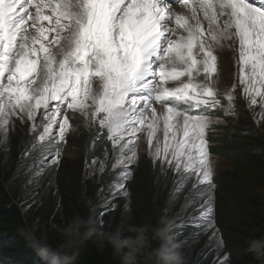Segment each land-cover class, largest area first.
I'll list each match as a JSON object with an SVG mask.
<instances>
[{
    "label": "snow or ice",
    "instance_id": "obj_1",
    "mask_svg": "<svg viewBox=\"0 0 264 264\" xmlns=\"http://www.w3.org/2000/svg\"><path fill=\"white\" fill-rule=\"evenodd\" d=\"M224 49L234 53L249 109L259 105L264 118V0H0V147L9 150L14 118L31 122L21 162L35 153L40 173L59 163L72 120L98 125L125 169L123 189L137 134L146 133L153 159L177 183L196 178L207 197L199 219L209 224L206 132L209 110L222 106ZM233 91L225 92V114H234Z\"/></svg>",
    "mask_w": 264,
    "mask_h": 264
},
{
    "label": "trees",
    "instance_id": "obj_2",
    "mask_svg": "<svg viewBox=\"0 0 264 264\" xmlns=\"http://www.w3.org/2000/svg\"><path fill=\"white\" fill-rule=\"evenodd\" d=\"M208 115L223 118L219 110L210 109ZM254 127L247 119L230 133L211 138L210 154L235 165L212 177V218L219 224L214 240L199 219L207 197H200L193 184L177 183L167 166L142 156L128 194L117 196L115 207L103 206L80 167L68 172L53 164L37 173L35 153L21 162L30 134L21 130L11 134L9 150L0 147V264H45L42 257L59 250L65 240L60 230L76 216L93 219L98 234L78 246L75 264H120L100 233L119 224L128 236L129 225L155 226L164 216L174 220L172 231L188 264H264V258L256 259L248 250L250 241L264 237V174L238 160L248 156L264 163L262 135ZM97 141L92 140L94 147L86 151L85 163L98 156L97 147L109 148L104 137ZM224 198L236 205V213L219 206ZM157 246L153 240L152 247ZM140 264H146L144 256Z\"/></svg>",
    "mask_w": 264,
    "mask_h": 264
},
{
    "label": "rangeland",
    "instance_id": "obj_3",
    "mask_svg": "<svg viewBox=\"0 0 264 264\" xmlns=\"http://www.w3.org/2000/svg\"><path fill=\"white\" fill-rule=\"evenodd\" d=\"M219 75H218V96L217 98L221 101V107H217L214 110L222 111L223 118L211 117V125L206 132V138L209 142V147L211 144V138L219 137L225 133H230L232 129L235 128L237 123H242L247 119L251 120L254 124V129L260 131L262 138L259 147L264 149V118L261 117V109L259 105L253 106L250 110L243 96V89L239 82L238 69L233 59L234 53L224 49L219 53ZM234 95V114H225V107L227 106V100L225 98V92L233 90ZM157 107L158 111H163L160 105H154ZM193 114H196L193 112ZM242 114V117L240 115ZM71 115V113H69ZM228 118L229 121L224 120ZM15 130L10 131L11 134H16L18 131H28L31 135L29 129L31 127V122L25 119L21 122L19 119L14 118ZM71 130L67 134L66 140L60 145V159L57 167L63 171L73 172L77 167L82 170V175H85L87 182L91 184V189L95 192L97 198L103 203V206L115 205V198L117 196H122L128 194L127 187L131 184V181L139 167L141 157H146L152 164L159 163L160 160H154L151 154L149 145L147 143L146 133H138V142L136 144L137 155L135 157V162L131 165V172L126 182H124V188L120 187L121 177L120 173L125 171L123 166L117 163V160L113 154V147L111 141L107 139L106 130L103 133L98 131L99 126L96 125L95 129L85 126L81 120L71 121ZM58 127V126H57ZM242 129V128H241ZM95 133V134H93ZM90 135H94L95 139ZM161 149H163V133H159ZM99 137V138H97ZM104 137L105 141L110 142L109 148L103 149L97 147L98 156L91 158L89 161H84L85 153L88 149H93L94 144L92 140H100ZM154 151V149L152 150ZM163 155V153H162ZM209 158L212 167V177L219 171L227 172L232 170L235 165L224 158L210 154ZM239 162L248 164L249 166L263 172L264 174V163L260 162L256 157L250 158L248 156L239 157ZM95 161V163H93ZM55 163L49 162L47 166H51ZM115 165V167H114ZM169 168L167 164H164ZM103 166V167H101ZM172 170V169H171ZM176 175L175 171L172 170ZM190 184L195 185L197 183L196 178L193 177ZM220 207L228 209L233 213L237 212L236 205L224 198L221 199ZM110 203V204H109ZM113 207V206H112ZM215 217L214 208L213 215ZM219 224L215 218H212L209 224H204V228L209 231L210 240H214L217 235V229Z\"/></svg>",
    "mask_w": 264,
    "mask_h": 264
},
{
    "label": "clouds",
    "instance_id": "obj_4",
    "mask_svg": "<svg viewBox=\"0 0 264 264\" xmlns=\"http://www.w3.org/2000/svg\"><path fill=\"white\" fill-rule=\"evenodd\" d=\"M174 220L170 216L161 217L153 225H129L130 235H123L125 229L119 224L111 231L100 233L101 239L112 249L120 264H140L144 256L146 264H188L181 253V245L173 234ZM65 237L58 245V251H47L42 258L45 264H75L77 248L87 239L98 234L96 222L91 218L76 216L60 230ZM158 241L153 248L152 241ZM248 250L256 259L264 258V237L249 242Z\"/></svg>",
    "mask_w": 264,
    "mask_h": 264
}]
</instances>
